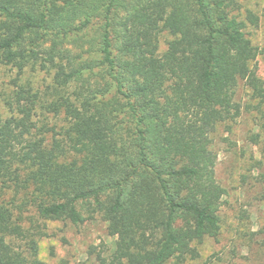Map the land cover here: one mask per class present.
<instances>
[{
    "label": "trees",
    "instance_id": "trees-1",
    "mask_svg": "<svg viewBox=\"0 0 264 264\" xmlns=\"http://www.w3.org/2000/svg\"><path fill=\"white\" fill-rule=\"evenodd\" d=\"M258 23L240 0H0V67L51 76L0 121V264H43L33 214H99L117 240L97 264H212L196 263L226 195L212 136L241 116V81L264 119ZM37 106L68 126L36 130Z\"/></svg>",
    "mask_w": 264,
    "mask_h": 264
},
{
    "label": "rangeland",
    "instance_id": "rangeland-1",
    "mask_svg": "<svg viewBox=\"0 0 264 264\" xmlns=\"http://www.w3.org/2000/svg\"><path fill=\"white\" fill-rule=\"evenodd\" d=\"M240 4L259 18L258 26L250 27L249 32L258 48L252 66L264 83V0H240ZM170 39L161 35L160 52L166 50ZM49 84L51 76L39 69L26 67L20 72L0 67V121L13 115L11 104L19 86L36 92ZM235 100L241 105V116L235 123L218 126L212 136L216 178L226 190L220 210L221 231L218 238L196 245L200 253L196 263L264 264V119L258 100L243 81L237 86ZM33 122L36 130L43 131L59 132L68 126L62 116L47 114L40 106ZM51 135L47 134L48 138ZM6 196L7 202L11 194ZM33 220L43 264H97V254L110 253L117 240L108 235L107 224L99 214L87 216L79 226L69 221H41L34 214ZM23 225L30 226L27 218ZM37 225L45 229H37Z\"/></svg>",
    "mask_w": 264,
    "mask_h": 264
}]
</instances>
